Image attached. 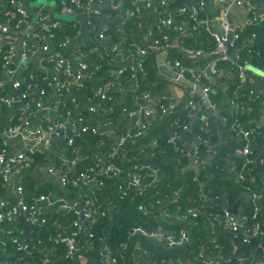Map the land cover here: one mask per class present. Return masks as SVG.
<instances>
[{
  "label": "built area",
  "instance_id": "obj_1",
  "mask_svg": "<svg viewBox=\"0 0 264 264\" xmlns=\"http://www.w3.org/2000/svg\"><path fill=\"white\" fill-rule=\"evenodd\" d=\"M120 1L121 0H56L57 5L60 7L62 13L64 15H67L63 17H74L77 15H81L89 25H93L94 16L102 13L101 9L103 7L111 9L112 11L114 10L113 8L116 5L120 4ZM227 1L228 0H216V2L221 5L226 4ZM133 2V8L130 11V16L133 18L139 17L141 12V5L149 7L152 4V0H134ZM171 4H173L172 0H158V7H160V9L163 11L158 17L159 26L161 27V29L164 28L170 29L172 31L175 30L176 32L178 31L181 33V35H185L187 33L191 35L196 29V26L192 25L190 26V28H188L186 24L178 23L174 18L176 17L174 15L176 13H186L188 10V6H181L177 9V11L171 8L173 10L172 11L169 9L171 7ZM201 4H203V2H201ZM237 4L241 3L237 2ZM166 9L169 10V12H166ZM15 10L16 11H14L13 13L14 16H11L8 21H6L7 23L0 24V31L3 33L4 37L7 38V40L1 39L4 44L3 51L2 53H0L3 55V62L0 67L5 73L8 74H14V70L11 68V61L15 56L14 45H12L13 38L12 36H10V33L13 30L19 28L22 20H26V18H28V12L24 8L16 7ZM191 10L193 11V7L191 8ZM228 13L229 6L227 8L224 7L221 17L223 19L227 18ZM38 15V21L41 26L40 30H42L47 37L55 40L57 42V45L59 46V49L61 50V52H59L54 57V64L57 74H55L51 79L44 83L39 91L38 97L34 101V105L31 107L28 106L24 99L28 97L29 88L32 86V82L36 77V75H34L33 73H28V76L31 80L28 81L24 87L23 81L26 79L24 74L25 72L21 75L15 76L12 79L10 92L6 90L5 86L0 87V107L10 110L15 105H18L19 107L17 106V108H20V114L17 117L18 123L9 125L2 133V135H0V139L2 140L0 150V223L5 221L19 220V216H23L27 220H32V223H35L37 219H39L38 221L45 222L46 218L39 214L42 203L47 202L51 204L60 203L64 208V212H75V214L79 216L75 224H88L89 222H95L98 215L102 216L116 210V206L114 207V205H112L114 200H110L105 208H99V205L102 204L101 201H99V199L93 195L94 193H88V191H86V193L81 194V196L76 198L75 201H72L70 203V199L68 200L69 197L64 195L61 197H55V190L50 188L47 189V192L32 195L28 199L26 195V188L22 183L17 184L16 200L7 201L3 198L2 194V183L10 185L13 182L14 176L17 172L21 170L32 169L37 164H41V166L46 169V172L49 176L58 177L63 187L69 188V174L76 171V157L70 158V156L64 153L61 156L60 162L51 160H39L38 162H35L34 160H32L31 155L37 152H47L50 154L54 147V143L58 138H61L65 143L63 144L66 151L68 147L75 146V135H81L87 132L98 135H105L106 133L101 131L100 127L109 123V121L105 120L104 118H97L98 120H95L92 124H87L89 120L88 118H84L83 116H78L77 118L72 117V114H74L76 110H80V107L82 106L79 103V99L77 98L78 94H76L73 89L76 86L78 88H82V86H84V80L91 74L90 66L87 63H80L75 71L72 72L70 68V58L63 52L64 48L68 46L70 35L66 33L63 40L59 41L55 32V29L64 30L65 22L59 19L50 22L49 12H46L44 10L40 11ZM106 15L107 16L105 18L109 16V14ZM15 17H17V20L13 19ZM105 18L101 20V22L104 21ZM190 19L192 23L197 21L198 23H203V21L198 20L196 16L193 18V15L190 17ZM260 21H264V14L254 15L251 18L243 21L242 23H237L236 25L230 24L227 21L223 22L221 24L220 31L214 32V36L217 40V45L213 50L207 51L203 48H197L196 46L187 45L181 46L177 49L178 51L183 52L189 58L205 57L208 59L207 62L202 66L201 75L204 79V82L202 83V90L209 100L211 92H217L214 88H211V84L209 81L220 73L218 63L219 60H226L230 61L231 63H235L236 66H238L237 76L241 84L246 82L247 61H241L242 57L239 50L243 49L246 50V53H250L252 47L254 46L257 35L256 33H252L247 37L246 40H243V37H240V31L243 30L244 27L248 24L255 22L257 23ZM98 37L101 41V44H103L108 39L112 41V44L106 48L107 51L103 56V60H106V63L110 65H116L115 70L117 71L118 75L114 80L110 82L108 81L98 86L96 97L99 99V101L95 99L92 104H89L87 106V110H89L93 115H95L94 113H96V111H99L100 109H111V107L102 106L101 102L104 100H109L112 102V104L115 103L112 90L114 87L119 86V84L125 79L128 81H133L138 85L137 74H146L144 60L145 57L150 53L148 48L141 47L136 44H132L130 52L125 53L121 50L119 45L114 44L112 33L110 32L109 34L105 30L100 31ZM241 39L242 41L241 44L237 47V52L232 55L230 53L231 49L234 48L237 45L238 41ZM20 45L23 49L21 53L23 59H28L36 55L38 49L35 46L31 45L28 40H22L20 42ZM170 46L171 45H167V43L163 39L158 38L155 40V44L151 48L157 51L156 58L159 55H161V58L163 56H166L163 64H165L170 71V79L172 80V82L185 87V90L179 91L177 97L173 95H164L158 101L152 98L153 93L148 90L142 91L138 95H140L143 100L158 105L156 109L171 117L177 110L179 103L182 102L183 106L188 110L187 116L193 117L199 109L198 99L194 98L195 92H197L196 86H198V84L196 85L191 82L188 84L189 87L186 88V86H184L186 84L183 79L187 78V70L189 67L187 64H184L180 58L175 57L169 53L167 47ZM95 50H98V47L95 48ZM124 63H127L128 65ZM100 67L102 68L103 65L100 64L99 68ZM59 73L64 74L65 76H62V80H60ZM157 82H152L150 83V85ZM63 88L68 89L67 97H70L71 103H73L74 106V109L68 110V112L66 113H62L59 110L60 101L66 98V94H64L62 91ZM47 89L50 90V93ZM231 99L233 110L240 111L242 103L237 97H231ZM211 105L214 107L212 103ZM121 110L133 119V130L123 136L118 137L116 140L114 139V145H112L113 147L108 154V162L104 164V168L102 170H98L99 173L75 172L73 174V177L76 185H79V181H82V184H84L83 188H85L86 185L90 184H97L98 186L103 185L104 179L100 178L98 174H118L121 171V168L115 163L109 161V159H113L117 155H121L126 160L131 161H135V159L137 158L135 155H130L129 152L121 150V148L126 147L130 141L139 140L144 137L145 132L150 128L149 120L153 116L155 108L139 104L134 107L125 105ZM50 111H55L57 117L49 121L44 127H42L39 124L37 117L41 113ZM61 116L62 118H59ZM90 120H92V115ZM238 126V123H234L232 125V128L235 129L237 135H239L240 138L245 140L244 146L242 148H238L239 153H241V155L244 157V162L241 164H234L233 170L235 171V176L238 179L243 180L245 179L243 171H249L253 169V159L249 157V153L252 151L253 144L256 143L254 134L255 128L251 130L247 127ZM13 138L20 140V147L15 153L11 154L10 141ZM206 140L207 139H202L201 142H204ZM159 141L160 140L158 136H152L148 141L149 151L150 149L152 150L153 147H159ZM146 146V144H141L137 146L135 150H137L139 154H143L148 151ZM77 150L78 149L76 148V151ZM183 156L188 158L187 162L188 164L190 163L191 166L201 163L202 157L199 147L192 149L191 152L188 153V155L179 154L178 160H180V162ZM156 166L157 165L152 162H144L141 165L132 164L128 168H126L127 177H125V181H123V179H120L121 182H119L118 185V197L120 199L126 198L131 194V191L133 189L138 190L141 194L145 189L157 185L160 182V177H155L154 172H156L155 170L158 169H154L153 167ZM148 168L153 169L151 171ZM180 195H184V193H181ZM174 196L178 195L175 194ZM202 196L204 197V202L206 201L205 203L207 205V201L209 200L205 199L204 194H202ZM249 196L254 204L255 210H258L260 206H264V194L262 192L251 191L249 193ZM142 208L147 210L148 206L144 204ZM227 208L228 207H225L224 213L222 215L218 217L216 216L220 220V231H230L235 233L236 235H238L239 233H245L246 235L263 234L261 225L264 222H257L252 227L245 226L243 224L245 218L240 215L241 218L239 219L237 215L229 212ZM178 212L180 213V215H184L185 218L187 217V215L181 209V205L178 206L177 213ZM190 213L193 215H197L199 213L206 214V211H201L200 208L197 207H191ZM169 215V213L163 212L160 217ZM211 228L214 229V232L216 231V227L211 226ZM6 230H8V232L10 233H14L15 231H17V229L14 228H7ZM132 231L139 232L145 237L153 239L158 243H164L169 248L179 247L190 241V234L185 229L180 230V232H176L171 228H165L161 226L154 229L135 227L132 229ZM20 232L22 233L24 231L21 230ZM76 235L77 231L69 236L63 237L61 234H58L56 236V238H59L61 241L63 240L66 242V254L69 256H73L81 247L79 245V242L77 241ZM89 235L93 236L94 234L90 233ZM13 242L16 244L18 250H26L29 252L31 249L29 244L21 241L18 235L14 236ZM4 243L6 245V242ZM137 247L138 243L135 244L134 250ZM260 247L264 251V246L261 245ZM141 248L143 249L142 254L149 253L143 248V246ZM54 250L55 249L51 251ZM49 254L50 251L45 255L43 261L45 264H50L51 262V257ZM198 256L202 258L201 264H231L229 259L222 260L220 254H208L205 247L200 249ZM239 260L242 262L241 264H263L262 259L255 260V258H253L250 262L248 261L249 259L240 257ZM83 261H87V259L83 257ZM0 264L3 263L0 262ZM9 264H18V262H10ZM102 264H120L118 258L113 255V252L109 245H105V247L103 248ZM170 264H193V261L190 257H186L183 255L179 256L176 261L174 259V262L173 260H171Z\"/></svg>",
  "mask_w": 264,
  "mask_h": 264
},
{
  "label": "trees",
  "instance_id": "obj_2",
  "mask_svg": "<svg viewBox=\"0 0 264 264\" xmlns=\"http://www.w3.org/2000/svg\"><path fill=\"white\" fill-rule=\"evenodd\" d=\"M196 1L198 0H195V4ZM200 1L202 0H199L198 2ZM182 3V0L179 1V4L181 6H187ZM172 5L174 4H171V8L174 7ZM176 8L177 7H175V9H172L177 11L178 8ZM214 11V9L201 10V8H198L196 10L195 16L198 20L205 18L211 19L212 16H214L218 12L217 11L214 13ZM101 12L102 13H100L99 15L94 16V23L93 25H90L91 28L95 27L99 22H101V20H103L107 16L106 14H110L111 9L103 7L101 9ZM13 13L14 9H10L8 12L0 9V16L7 17V19L11 16H14ZM186 13H190V10L188 9ZM252 15L253 14H250L249 16L252 17ZM13 19L17 20V17ZM177 22L185 24L182 21ZM191 25L196 26V29L193 31V41L190 43L189 39L186 38V35H180V39H183V41H185L184 43H186L187 46H193V44H197V48H203L207 51L213 50L217 45V40L214 36V32L208 29L206 23H198L197 21L193 22V24ZM112 30L110 31L112 32ZM55 32L59 41L63 40L66 33L70 36H74L76 34L68 28H65L64 30L55 29ZM252 33H256L257 35L254 46L252 47L250 53H246V50L243 49L239 50L242 57L241 61L243 62L244 60H246L247 62L259 64L260 66L264 67V21L248 24L244 27L243 30L240 31V37H243V40H246L247 37ZM198 37L199 40L196 41L195 39H198ZM0 39L7 40V38L4 37L1 31ZM148 49L150 53L145 57L144 60L146 74H137V82L139 87V91L136 92L137 94L146 90L155 94L163 90L165 85L164 81L160 80L161 76L157 67L156 60L157 51L152 48ZM167 49L171 55L180 58L184 64L193 62L205 64L208 60L205 57L189 58L183 52L178 51L177 49L172 47H167ZM2 62L3 55L0 54V66L2 65ZM103 63H106V60ZM218 63L219 67L221 68L224 65L229 67L232 72H238V66H236L235 63H231L230 61L226 60H219ZM124 64L128 65L127 63ZM24 74L26 79L23 81V87L28 81L31 80L28 76V72H25ZM106 82L107 81L103 80V84ZM152 82L157 83L150 85V83ZM74 88V92L78 94L77 89L79 88L77 86ZM236 88V86H233L224 93H227V95H229L230 97H240L241 100H246V98L248 97V93L246 91L244 93H237ZM214 89L217 92H211L210 99L213 102H218L217 96L220 97L223 90L220 87ZM62 91L64 94H66V98L60 101L59 110L62 113H66L68 112V110L74 109V106L73 103H71L70 97H67L68 89L63 88ZM48 92L50 93V90H48ZM133 96L134 94L131 93V96L118 104H112L111 101L104 100L101 102V105L111 107L113 112H119L125 105L134 107V105H129L130 99H132ZM77 98L79 100L83 99L80 98L79 95ZM96 99L97 101H99L98 98ZM183 107V103L180 102L173 116L180 113H182V116H184V114H187L188 110ZM16 110V117H18V115L20 114V108H16ZM225 114H227L228 117L227 121L224 124L225 128L227 127L228 129L232 130V125L234 123H238V127H247L251 130L255 128L254 125L245 124L244 119L241 116V111H227ZM91 115L92 120H90ZM78 116L88 118L89 120L87 124H92L95 120H98L97 118L103 119L102 117H97L91 114V112L87 109L76 110L74 114H72L73 118H77ZM173 116L168 119L170 122H172ZM59 118H62V116ZM17 121L18 120L16 118L13 123H17ZM215 126L216 121L213 120L210 125L209 131H203V139H208V141L211 140L212 142L215 140V135L213 132V128L215 129ZM0 127H2L1 123ZM1 129L2 128H0V130ZM163 130V135H161L163 137L162 144L165 145L164 140H166L168 136L166 135V133H163ZM254 130L256 142L258 140L260 141L263 137H261L262 133H259L260 129ZM232 131H234V134H237L235 129H233ZM159 133H161V131H159L158 129L153 130V128L150 126L149 130L145 132V135L142 139L130 141L126 147L121 148V150L129 152L130 155H135L137 157L135 161L126 160L121 155H117L115 158L109 159V161L119 166L121 168V171L118 174L100 173L98 174V176L104 179L103 185L98 186L97 184H90L86 185L85 188H83L81 194L86 193V191H88V193H94L93 195L96 196L99 201H101L102 204L99 205V208H105L110 200H114L112 205H114V207L116 206V210H114L113 212L107 213L102 216L98 215L95 222H89L88 224L78 223L79 225L75 224L79 216H77V214H75V212L73 211L60 212L57 215L44 214L42 216L46 218L45 222L37 221L36 223L31 224L26 230L23 227V221L21 220L5 221L0 223V225L4 228L17 229V231H15L14 233H10L8 232V230H6L3 235V237L5 238L7 251L11 252L13 255V260L11 261V263L18 262V264H45L43 262L45 255L50 251V264H102L103 248L105 247V245H109L111 247L113 255L118 258L120 264H170L171 260H173L174 262V259L176 261L179 256L183 255L186 257H190L193 261V264H201L202 258L198 256V254L200 249L203 247L206 248L208 254H220L222 260L229 259L231 264H241L242 262L239 260L240 257L249 259L248 261L251 262V259L257 256V248L261 245L264 246V223H262L261 225V230L263 231L262 235H246L245 233L231 235L227 233H221L218 235V238L216 240L210 239L206 243V245L204 244V240L207 238L206 236L209 234L211 227L205 228L204 225L208 224L209 226L216 227V234L214 235H217L220 231V220L217 217L224 213L225 207L234 205V203L240 198L242 193H247L249 195L251 191H259L264 194V160L260 164L257 163L258 150L252 147V151L249 153V157L253 159V169L249 171H243L245 175V179L243 180L238 179L236 176H226L225 172L219 165L222 157H219L220 159L216 161V164L214 163L213 165H207L204 169H202L201 177L203 180L207 181V194L212 199L223 198V203L219 204L215 203L212 200H209L207 201L206 205V203L204 202V197L202 196V192L200 190L199 181L193 177V170H191L187 175L181 177L178 180L174 177V170L172 167H169L171 172L166 175L157 185L145 189L141 194L138 190L133 189L130 195H128L124 199H120L118 197V185L119 182H121L120 179H123V181H125L124 179L125 177H127L126 168H128L132 164L141 165L144 162H152L158 166L164 164L163 161L165 152H163L162 150L163 145L159 147H153L152 150L150 149V151L148 145V141L150 140V138L157 134L159 135ZM75 140V146L68 147V149L65 151V153L70 156V158H77V162L75 164L76 171L69 174L70 188H75L77 186L74 182L75 180L73 177V174L75 172L99 173L98 170H102L104 168L103 161L97 157L99 153L97 147L102 142L101 135L87 132L81 135H75ZM1 142L2 140L0 139V150ZM244 143L245 140L241 138L234 146L237 148H242L244 146ZM141 144L147 145L146 148L148 151L143 154H139L137 150H135V148ZM205 146L206 145H203L201 147V153L205 151ZM112 147V145L105 146L101 147V149L106 151L107 149L111 150ZM76 148L78 149L77 151ZM169 153H173V151L170 150ZM31 158L35 162H38L39 160H50L49 153L47 152L34 153L31 155ZM60 159L61 157H59L56 162H60ZM187 161L188 158L183 156L181 159V165H187ZM243 162L244 157L240 159L238 158L237 164H241ZM258 164L260 165V171L255 172ZM30 181H32V177L30 175H26L21 182L26 188L27 196L28 190L30 189L32 191V188H30V186H33V184ZM1 185L2 191L7 189V185L5 183H2ZM175 190H183L186 195H179L176 198H173V193L175 192ZM36 192H38L37 194L44 193L47 192V189L43 187ZM70 194L71 193H66V196ZM31 196L32 195H30V197ZM161 203H164L163 208H160ZM144 204L148 206L147 210L142 208ZM179 205H181V209L187 215V217L182 220L174 218L176 214L177 216H179V214L177 213ZM191 207L200 208L201 211L205 210L206 214L199 213L197 215H193L190 213ZM163 212L169 213L170 215L160 217ZM239 214L245 218L243 224L248 227L254 226L257 222H264V206H260L258 210H255L254 204L250 198L246 202H244ZM161 226L165 228H171L176 232H180V230L182 229L187 230L190 234V241L182 246L169 248L164 243H158L153 239L145 237L139 232L132 231V229L135 227L154 229ZM21 230L24 232L21 233ZM75 231H77V241L79 242V245L81 247L73 256H69L66 254V242L63 240L61 241L59 238H56V236L58 234H61L63 237L69 236L72 235V233H74ZM90 233H93L94 235L90 236ZM16 235L20 237L21 241L29 244V246L31 247L29 252L26 250L17 249L16 244L13 242V238ZM137 243L142 244L143 248L149 253L141 254V257H136L134 255V246ZM53 249L55 250L51 251ZM83 257H85L87 261H83ZM259 259H262L264 264V251L260 253Z\"/></svg>",
  "mask_w": 264,
  "mask_h": 264
},
{
  "label": "crops",
  "instance_id": "obj_3",
  "mask_svg": "<svg viewBox=\"0 0 264 264\" xmlns=\"http://www.w3.org/2000/svg\"><path fill=\"white\" fill-rule=\"evenodd\" d=\"M40 3H38V2ZM134 0H121L119 5H116L104 21L97 24L95 27H92L87 24L84 18L81 15L77 16H67L64 15L57 5L56 0H0V9L8 12L10 9H14L16 11V7L24 8L28 12V18L26 20H22L19 28L13 30L10 33L12 36V45H14L15 56L11 61V68L14 70V74L5 73L0 67V87L5 86L7 91H11V82L15 76L21 75L24 72H31L36 77L32 82V86L29 88V94L24 101L28 104L29 107L34 105V101L39 95V91L44 85L46 81L51 79L55 74H57L54 57L61 50L57 45V42L45 35V33L40 30L41 26L38 21V13L42 10L49 12L50 22L55 21L57 19L65 22V28L71 29L72 32L76 34L74 36H70V41L68 46L64 48L63 52L67 54L70 58V68L71 71L74 72L75 69L79 66L80 63H87L90 66V76L84 80V86L82 88L77 89V93L80 98L79 103L82 105L81 109H87L89 104H92L94 100L97 98V89L98 86L103 84V80L112 81L114 80L118 73L115 70L116 65H110L108 63H103V56L107 51L106 48L112 44V41L109 39L101 44V41L98 37L100 31H107L110 34L112 29V36L114 38V44L120 46L121 50L125 53L130 52V48L132 44H136L141 47L151 48L155 44L156 39H163L167 45H171L170 47L178 49L181 46H186L183 39H180V32L172 31L170 29H161L158 24V17L163 12L160 7H158V0H152L151 6L147 7L141 5V12L139 17L133 18L130 16V11L133 8ZM181 0H172L174 8H179L181 5L179 4ZM199 1V0H198ZM195 0H182L184 5L188 6L190 13H176L174 14L176 17V21H182L186 24L188 28L193 24L191 22L190 17L193 15L195 17L196 10L201 8V10H215L217 12L212 18L201 19L203 23H206L209 30L213 32H219L221 29V24L227 21L230 24L236 25L237 23H242L243 21L251 18L250 14L258 15L264 14V0H228L226 4L221 5L216 2V0H202L200 2ZM203 2V4H201ZM240 2L241 4H237ZM182 3V4H183ZM176 4V6H175ZM229 6V13L227 18H222V10L224 7ZM193 7V11L191 8ZM176 8V9H177ZM170 10L171 7L169 8ZM173 11V10H172ZM166 12L169 10L166 9ZM165 12V13H166ZM173 14V13H172ZM9 19V18H8ZM7 17L0 16V24L7 23ZM114 26V28H113ZM112 27V29H111ZM186 38L189 39L191 43L193 40V33L190 35L189 33L185 34ZM118 37V39H117ZM28 40V42L35 46L38 50L35 56L23 59L21 53L23 51L20 42L22 40ZM196 41L199 40L195 39ZM4 42L0 39V53L3 51ZM11 44V43H10ZM193 44V43H192ZM11 46V45H10ZM193 46H197V44H193ZM98 47V50L95 48ZM128 50V51H127ZM127 51V52H126ZM231 54L234 55L237 52L236 46L231 49ZM161 59V55L157 56V67L159 69V73L161 76L160 80L164 81L163 90L152 94V98L158 101L164 95H173L177 97V94L181 90H185L182 85H178L170 79V71L166 67L165 64L159 62ZM103 65V67L99 68V65ZM187 70V78L184 86L189 87V83L193 82V84H198L202 87V83L204 79L202 77L201 69L203 64H199L197 62L188 63ZM220 68V73L210 79L211 88H222L223 92L219 96H217L218 102H213L210 99V102L214 105V108L218 110V113L214 111H209L205 106L202 96L199 92H195V99H198V111L195 113V116L188 117L187 114L182 116V113L173 116L172 122L168 119L171 117L167 114L156 109L158 105L151 103L149 101L143 100L140 95L136 92L138 90V85L133 81L124 80L116 86L112 90V94L114 95V104H118L126 100L131 93L134 94L133 98L130 99L129 105H146L155 108L154 114L149 120L150 126L153 130H159L161 133L157 134L158 138H160V146L162 144L163 133H166L168 138L165 141V145H163L162 150L165 152L164 164L161 166L153 167L155 170V177H160V181L168 175L171 170L169 167H172L174 170L175 179H180L181 177L187 175L191 170H193L194 178L199 181L200 190L202 191L201 181L198 178V175L201 177V171L207 165L216 164L218 159L221 157L220 166L222 170L225 172L227 177H235L233 165L237 164L238 158H242L243 156L239 153L238 148L234 145L241 139L239 135L234 134V131L225 128L224 124L227 121V111H234L233 105L231 104V97L227 95V90L231 87L236 86L237 93H244L245 91L248 93V97L246 100H241L239 97V101L242 103L241 105V116L244 119L245 124L254 125L255 129H260L259 133H262V139L253 144V148L258 150V159H260L259 164L264 160V67L259 64H253L251 62H247L246 64V73L247 80L245 83L241 84L237 73L232 72L229 67L224 66ZM164 70L165 72H163ZM172 74V73H171ZM60 80L63 79L64 74L59 73ZM63 76V77H62ZM72 90V89H71ZM75 91V88L73 89ZM242 97V95H241ZM232 98H234L232 96ZM50 101V100H48ZM18 105H15L10 110L7 108H0V123L2 124V128L0 130V135L5 131V129L13 124L14 120L17 118V108ZM19 107V106H18ZM130 107V106H129ZM213 107V106H212ZM185 108V107H183ZM186 109V108H185ZM97 117H102L105 120L109 121L107 125L101 126L100 130L105 132V135H101V144L97 147L99 153L97 157L103 161V164L108 162V154L111 151L102 150L101 147L114 145L113 141L118 137L123 136L133 130L134 121L127 114H125L122 110L119 112H113L112 109L104 108L96 111L94 113ZM106 115V116H105ZM105 116V117H103ZM56 112L50 111L46 113H41L38 115L37 120L39 124L44 127L49 121L56 118ZM216 121L215 129L213 128V132L215 135V140L212 142L208 139L204 142H201L203 139L202 133L205 130L209 131L211 123ZM18 123V121H17ZM16 124V123H14ZM224 126V127H223ZM212 132V133H213ZM217 137V138H216ZM210 139V137H209ZM212 139V138H211ZM201 142V143H200ZM200 145V146H199ZM206 145L205 151L201 153V147ZM20 147L19 139H11L10 148L11 154L15 153ZM196 147L200 148L201 153V163L199 167L196 169L194 166L191 167L189 163L186 165H181L179 158V154L188 155L192 149ZM111 148V147H110ZM165 150V151H164ZM170 150L173 153H169ZM109 151V152H108ZM65 153L64 144L61 138H58L54 147L49 154L51 161H56L59 157H61ZM236 155V156H235ZM220 157V158H219ZM257 159V161H258ZM237 160V161H236ZM40 163V162H39ZM258 163V162H257ZM239 164V163H238ZM257 167H260V165ZM198 164H195V166ZM168 166V168H167ZM152 168V169H153ZM150 169V168H148ZM152 169H150L152 171ZM257 169V168H256ZM26 175H30L32 177V184L30 186L32 191L28 190V198L30 195H35L38 192L37 190L45 187L46 189H54L55 197L66 196V193H71L67 197L69 202L75 201L77 196L82 193L84 184L82 181H79V185L75 188H65L61 185L58 177L49 176L46 172V169L41 166V164H37L32 169L29 170H21L17 172L14 176L13 182L10 185H7V189L2 191L3 198L7 201H14L17 198L16 187L17 184H20L23 178ZM202 182L206 184L207 189V181L202 179ZM146 183V182H145ZM184 193L183 190H175L174 195L178 196ZM27 195V194H26ZM186 195V193H184ZM81 196V195H80ZM177 196H173L176 198ZM240 197H245V199L241 202V206L238 208L239 212L244 204L250 197L247 193H242ZM249 197V198H248ZM206 202V201H205ZM165 203V202H164ZM164 203L160 204V208H163ZM60 212H64V208L60 203H47L44 202L41 205V210L39 215L51 214L57 215ZM179 213V212H178ZM175 219L182 220L185 218L184 215H180L174 217ZM37 219L35 223L38 221ZM33 224V223H31ZM30 224V225H31ZM29 225V226H30ZM28 226V227H29ZM205 228L211 227L209 225H204ZM23 227L28 229L24 223ZM7 228H4L0 225V262L3 264H9L13 259V255L11 252L7 251L5 245V238L3 237ZM214 229L210 228L209 234L206 236L207 238L204 240V244L210 240L214 239L216 232ZM218 238V237H217ZM216 240V239H215ZM142 247V244H141ZM140 247V243H138V247L134 250V255L136 257H141L143 253V249ZM264 249V247H263ZM255 260H258L260 257V253H256ZM171 262V261H170Z\"/></svg>",
  "mask_w": 264,
  "mask_h": 264
},
{
  "label": "water",
  "instance_id": "obj_4",
  "mask_svg": "<svg viewBox=\"0 0 264 264\" xmlns=\"http://www.w3.org/2000/svg\"><path fill=\"white\" fill-rule=\"evenodd\" d=\"M241 40L238 41L237 45H236V48L241 44ZM231 53V52H230ZM166 56H163L159 61L161 63L164 62V59H165ZM163 72H165L164 70H162ZM183 81H186L185 79H183ZM187 82V81H186ZM196 89L197 91L199 92V94L202 96V99H203V102L205 104V106L208 108L209 111H214L216 113H218V110L215 109L214 107H212L211 105V102L210 100L208 99V97L204 94L203 90H202V87H200L199 85L196 86ZM260 159H258V163H259ZM196 169L199 167V164L198 165H193ZM193 166H191L193 168ZM260 171V167H257V169L255 170V172H258ZM198 178L199 180L201 181V187H202V191L205 195V199L206 200H212L214 201L215 203H223V198H215V199H212L206 192V184L204 182H202V179L200 178V176L198 175ZM245 199V197H240L235 203L234 205L230 206L227 208V210L235 215L238 216V218L240 219L241 216L239 214V207L241 206V202ZM19 220L23 221L24 225L28 228V226L33 222L32 220H27L25 219L23 216H19L18 217ZM221 233H227V234H231V235H236L235 233L233 232H230V231H219V233L215 236V239H217L218 235L221 234ZM257 251L258 252H263L262 248L261 247H258L257 248Z\"/></svg>",
  "mask_w": 264,
  "mask_h": 264
},
{
  "label": "rangeland",
  "instance_id": "obj_5",
  "mask_svg": "<svg viewBox=\"0 0 264 264\" xmlns=\"http://www.w3.org/2000/svg\"><path fill=\"white\" fill-rule=\"evenodd\" d=\"M41 1V0H40ZM38 2V1H37ZM38 3H40V2H38Z\"/></svg>",
  "mask_w": 264,
  "mask_h": 264
}]
</instances>
